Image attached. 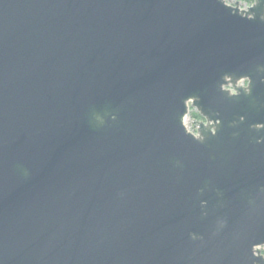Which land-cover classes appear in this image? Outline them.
Here are the masks:
<instances>
[{
  "label": "water",
  "instance_id": "95a60500",
  "mask_svg": "<svg viewBox=\"0 0 264 264\" xmlns=\"http://www.w3.org/2000/svg\"><path fill=\"white\" fill-rule=\"evenodd\" d=\"M229 2L0 0V264H264V0Z\"/></svg>",
  "mask_w": 264,
  "mask_h": 264
},
{
  "label": "rangeland",
  "instance_id": "374dc122",
  "mask_svg": "<svg viewBox=\"0 0 264 264\" xmlns=\"http://www.w3.org/2000/svg\"><path fill=\"white\" fill-rule=\"evenodd\" d=\"M235 1L239 2L240 8H245L250 6L253 3V0H230L229 3L234 4ZM197 115V116H196ZM199 113L194 108H189L188 115L185 118V126L189 131H193L196 129V122L202 120L201 116L198 117ZM261 252L264 254V246L260 247Z\"/></svg>",
  "mask_w": 264,
  "mask_h": 264
},
{
  "label": "built area",
  "instance_id": "2783aa9c",
  "mask_svg": "<svg viewBox=\"0 0 264 264\" xmlns=\"http://www.w3.org/2000/svg\"><path fill=\"white\" fill-rule=\"evenodd\" d=\"M245 8H247V7H245ZM240 84H241V85H245L246 83H245V81L243 80V81L240 82ZM196 129H197V122H196ZM196 129L193 130V131H190V132H192V133H196ZM188 130H190V129L188 128Z\"/></svg>",
  "mask_w": 264,
  "mask_h": 264
},
{
  "label": "trees",
  "instance_id": "16d2710c",
  "mask_svg": "<svg viewBox=\"0 0 264 264\" xmlns=\"http://www.w3.org/2000/svg\"><path fill=\"white\" fill-rule=\"evenodd\" d=\"M197 116V115H196ZM198 117H200L199 115H198Z\"/></svg>",
  "mask_w": 264,
  "mask_h": 264
},
{
  "label": "flooded vegetation",
  "instance_id": "af4514ba",
  "mask_svg": "<svg viewBox=\"0 0 264 264\" xmlns=\"http://www.w3.org/2000/svg\"><path fill=\"white\" fill-rule=\"evenodd\" d=\"M245 83H246V81H245Z\"/></svg>",
  "mask_w": 264,
  "mask_h": 264
}]
</instances>
